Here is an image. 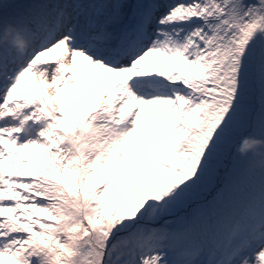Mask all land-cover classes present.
Masks as SVG:
<instances>
[{"label":"snow or ice","instance_id":"1","mask_svg":"<svg viewBox=\"0 0 264 264\" xmlns=\"http://www.w3.org/2000/svg\"><path fill=\"white\" fill-rule=\"evenodd\" d=\"M249 140L264 0H0V264H264Z\"/></svg>","mask_w":264,"mask_h":264},{"label":"clouds","instance_id":"2","mask_svg":"<svg viewBox=\"0 0 264 264\" xmlns=\"http://www.w3.org/2000/svg\"><path fill=\"white\" fill-rule=\"evenodd\" d=\"M8 36H11L12 39L9 42L13 47H15L19 51H23L27 47V41L21 36L19 32L12 30L11 28L8 30ZM264 144V141L260 140H249L246 142L243 151L244 152H258L259 147Z\"/></svg>","mask_w":264,"mask_h":264},{"label":"trees","instance_id":"3","mask_svg":"<svg viewBox=\"0 0 264 264\" xmlns=\"http://www.w3.org/2000/svg\"><path fill=\"white\" fill-rule=\"evenodd\" d=\"M9 2H11V0H9ZM23 37V35H21ZM24 38V37H23ZM7 41H11L12 38H6ZM25 39V38H24ZM26 40V39H25ZM263 150H264V144L261 145ZM252 155L249 154L248 156V159L251 161L252 160ZM239 167L240 169L243 171V170H246V167H247V160L246 159H243V158H240V163H239Z\"/></svg>","mask_w":264,"mask_h":264},{"label":"rangeland","instance_id":"4","mask_svg":"<svg viewBox=\"0 0 264 264\" xmlns=\"http://www.w3.org/2000/svg\"><path fill=\"white\" fill-rule=\"evenodd\" d=\"M6 38H12L11 36H7ZM53 66H55V65H53ZM260 150H263V148H262V146H260L259 147V151ZM243 159H246L247 160V167H246V169L248 168V166H249V162H250V160L248 159V156L247 157H243ZM253 159V158H252ZM245 196V193H240L239 194V196L236 198V202H235V206H236V204H237V201L239 202L240 201V199L242 198V197H244ZM234 206V207H235ZM236 208V207H235ZM231 210H233V208H229V209H222V211H231Z\"/></svg>","mask_w":264,"mask_h":264},{"label":"bare ground","instance_id":"5","mask_svg":"<svg viewBox=\"0 0 264 264\" xmlns=\"http://www.w3.org/2000/svg\"><path fill=\"white\" fill-rule=\"evenodd\" d=\"M245 201H246V196H244V197H242L241 199H240V201L238 202L237 201V204H236V208H240V207H242L243 206V204L245 203ZM232 211V210H231Z\"/></svg>","mask_w":264,"mask_h":264}]
</instances>
